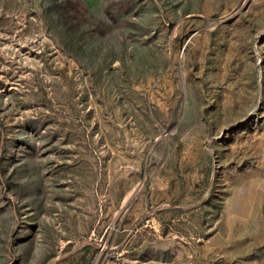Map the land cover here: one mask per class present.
Wrapping results in <instances>:
<instances>
[{"label":"rangeland","instance_id":"374dc122","mask_svg":"<svg viewBox=\"0 0 264 264\" xmlns=\"http://www.w3.org/2000/svg\"><path fill=\"white\" fill-rule=\"evenodd\" d=\"M0 264H264V0H0Z\"/></svg>","mask_w":264,"mask_h":264}]
</instances>
